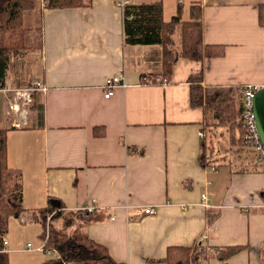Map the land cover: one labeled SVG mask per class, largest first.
Listing matches in <instances>:
<instances>
[{"label": "crops", "instance_id": "obj_1", "mask_svg": "<svg viewBox=\"0 0 264 264\" xmlns=\"http://www.w3.org/2000/svg\"><path fill=\"white\" fill-rule=\"evenodd\" d=\"M87 1L41 6V59L30 83L38 79L45 88L24 107L4 97L0 127L8 129V163L21 172L27 209L9 219L10 263L49 259L34 211L53 196L81 211L72 229L126 264H166L169 246L199 239L210 251L243 246L226 261L210 256L208 264H264V164L233 144L223 157L206 154L203 164L204 111L190 100V76L200 72L203 86L264 84V0H199L204 42L226 45L225 55L180 57L163 84L142 82L154 48L125 44L117 0ZM152 1L159 0H128ZM117 73L129 86L107 98L105 80ZM137 205L157 211L136 215Z\"/></svg>", "mask_w": 264, "mask_h": 264}, {"label": "trees", "instance_id": "obj_2", "mask_svg": "<svg viewBox=\"0 0 264 264\" xmlns=\"http://www.w3.org/2000/svg\"><path fill=\"white\" fill-rule=\"evenodd\" d=\"M42 3L48 8H65L84 6L89 1L42 0ZM38 5V0H0V86H4L9 76L12 57L25 47L24 42L21 45L17 43L19 38L24 40L28 31L24 13L36 9ZM182 7L183 4L179 1L176 13L169 20L164 17L163 0L128 2L123 8L125 44L154 48L148 56L152 64L150 70L141 72L142 82L145 84H163L164 79L170 82L174 65L180 57L203 60L225 55L226 45L204 42L200 1H191L188 19L183 18ZM259 11V22L264 26V4H261ZM12 39L16 41L10 42ZM158 75L161 80L156 79ZM202 79L203 72L190 76V100L192 105L200 106L204 111L205 136L202 138L201 156L204 164L209 148L207 120H213L219 129L228 124L224 122L231 123L232 127L227 126L230 133L237 138L241 147H247L243 143L246 128L242 117L244 92L241 86H203L200 84ZM7 132V128L0 127V264H11L7 246L4 245L10 217L18 218L27 210L23 202L21 172L8 163ZM142 151V148L137 150ZM34 213V219L44 227L43 248L50 256L40 264H126L115 259L106 245L90 237L81 228L72 229L76 219L81 217V211L67 210L61 199L49 197L47 205ZM82 213L84 216L88 215L87 211ZM214 217L215 215L210 214V221ZM58 221L61 222L60 226L55 223ZM242 248L243 246L215 247L210 251L207 244L199 239L192 245L169 246L163 261L166 264H208V258L212 255L226 261Z\"/></svg>", "mask_w": 264, "mask_h": 264}, {"label": "rangeland", "instance_id": "obj_3", "mask_svg": "<svg viewBox=\"0 0 264 264\" xmlns=\"http://www.w3.org/2000/svg\"><path fill=\"white\" fill-rule=\"evenodd\" d=\"M37 1V0H36ZM177 1L179 0H163L164 3V17L166 20H169L172 15H174L177 11ZM183 4V18L188 19L189 17V6L192 0H180ZM38 7L32 11L28 10L25 11V25L27 26L28 31L26 32L24 40L19 39L17 40L18 44H22L24 42L25 47L21 49L17 54L12 57V66L9 71V76L5 80L4 86L10 88L8 91H0V122L4 118V104L5 100L4 97H11L15 101H20V103L24 107V99L23 97H19L18 92H21L17 87H27L31 85V79L35 74L34 68L35 63L39 62L40 57V47H41V39H42V30L41 25L39 26V16H41L40 8L45 7L43 6L42 0H38ZM15 38L17 37L14 36ZM14 42L16 40L12 39L10 42ZM3 87L0 86V88ZM36 92V91H35ZM21 107V109L23 108ZM27 107V106H26ZM209 126V140L207 139L208 143V152L212 158V156L217 155L216 151H218L219 155L222 157L229 153L230 150H227L230 147V144L234 146H238L239 149H245L241 147V144L237 142V138L232 136V133L228 130L227 126H231L232 124L229 122L226 126H222L220 129L214 125L213 120H207ZM230 124V125H229ZM211 133V134H210ZM220 133H221V143H220ZM236 138V139H234ZM220 143V144H219ZM236 149V148H233ZM246 149H249L248 147ZM238 151L235 150V153ZM250 152L256 157V154L253 150L250 149ZM218 155V156H219ZM217 157V156H215ZM57 224V223H56Z\"/></svg>", "mask_w": 264, "mask_h": 264}, {"label": "built area", "instance_id": "obj_4", "mask_svg": "<svg viewBox=\"0 0 264 264\" xmlns=\"http://www.w3.org/2000/svg\"><path fill=\"white\" fill-rule=\"evenodd\" d=\"M128 3V0H117V4L124 8V6ZM157 80H161L162 78L158 75L156 76ZM164 82L167 83L166 79ZM105 97L109 98L114 94V90L117 87L127 88L129 86V82L127 80L125 73H117L110 75L105 80ZM264 84H245L241 88L244 92V108L242 111V117L245 123V134L243 136V143L246 147L253 150L256 154V157L259 162L264 164V146L259 138L258 131H257V124L254 115V97L256 92L262 87ZM45 88V84L41 80H34L31 85L18 89L21 92H18L19 97H23L24 104L27 105L32 102L33 94L35 91L39 89ZM10 88L5 86L0 88V91H8ZM20 97V98H21ZM17 109V107H14ZM199 135L201 138L205 136V132L203 129L199 131ZM203 199H207V196L203 194ZM96 205L89 206V210H95ZM128 210V208H127ZM157 209L155 206L147 205H137L135 206L134 212L136 215H143V214H155ZM116 216H112L111 218L114 219ZM8 240L7 238L4 239V245L7 246ZM28 248L33 247L32 243L27 244ZM59 257V256H57Z\"/></svg>", "mask_w": 264, "mask_h": 264}, {"label": "water", "instance_id": "obj_5", "mask_svg": "<svg viewBox=\"0 0 264 264\" xmlns=\"http://www.w3.org/2000/svg\"><path fill=\"white\" fill-rule=\"evenodd\" d=\"M254 115L258 135L264 146V85L256 92L254 97Z\"/></svg>", "mask_w": 264, "mask_h": 264}]
</instances>
